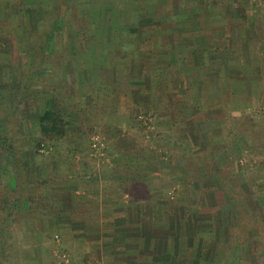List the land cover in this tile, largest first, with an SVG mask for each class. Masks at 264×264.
Segmentation results:
<instances>
[{
	"label": "rangeland",
	"instance_id": "374dc122",
	"mask_svg": "<svg viewBox=\"0 0 264 264\" xmlns=\"http://www.w3.org/2000/svg\"><path fill=\"white\" fill-rule=\"evenodd\" d=\"M240 1L242 14L228 22L249 23L255 16L253 24L264 36V0ZM136 4L0 0V111L16 106L4 116L10 118L8 133L17 155L12 170L8 151L0 153V264H54V250L69 253L57 214L81 211L80 202L66 201L72 181L81 185L80 193L86 189L104 200H120L117 207L129 213L147 210L157 227L176 229L169 237L178 261L264 264V81H258L256 92L212 96L210 84L219 75H206L200 93L194 83L200 72L185 75L190 83L185 106L198 101L201 107L193 122L186 115L177 126L186 138L163 130L138 103L130 115L122 113L125 100L114 109V96L122 90L110 65L126 70L128 57L138 64L153 43L143 35L150 30L146 26L138 36L123 32L127 26L120 14ZM170 29L165 23L162 33ZM136 44L139 52L131 56ZM171 44L163 41V50H171ZM203 57L206 63L207 52ZM192 59H184V68L193 65ZM13 69V78L18 74L21 80L15 85ZM23 81L32 86L29 92ZM17 85L20 89L12 92ZM47 109L62 110L68 121L61 137L41 133L39 117ZM209 110L212 129L203 121ZM104 200L101 204H112ZM96 205L95 199L84 202L89 210Z\"/></svg>",
	"mask_w": 264,
	"mask_h": 264
},
{
	"label": "crops",
	"instance_id": "0c3cea01",
	"mask_svg": "<svg viewBox=\"0 0 264 264\" xmlns=\"http://www.w3.org/2000/svg\"><path fill=\"white\" fill-rule=\"evenodd\" d=\"M120 1L123 4L138 2L134 10L130 6L128 10L121 12L122 24L127 26L123 32L128 36L131 33L138 36L141 28L146 26L150 30L142 33L148 35L149 41L153 43H148L146 49H143L141 53L145 54H139L141 61L138 64L128 57L129 61L124 65L126 70L129 66V72L123 70V66L117 69L110 65V75L115 76L120 83L118 87L122 90L118 97L117 94L114 96L113 100L117 102L114 109L125 100L122 113L130 115V107L138 103L141 108L154 114L163 130L181 134V137L186 138L177 131V126L185 121L186 115L193 122L201 107L198 101L189 102L185 106L190 89L189 81L185 83V75L194 74L195 70L200 72L194 79L196 91L199 93L200 85L203 89L206 75H219L210 84L213 88L212 96L220 91H227L230 96L231 93H246L249 88L256 92L258 81L261 80L263 84L264 65H261L260 59L264 57V36L253 24L257 17L253 16L252 22L235 26L228 22L229 17L242 14L244 2L235 0L236 4L232 0H156L153 5H147L146 0ZM148 10L151 11L150 15ZM163 18L171 27L165 34L162 33L165 24L162 22ZM258 34L262 35V39H257ZM169 40L172 42L171 50H163V41L168 44ZM139 46L140 44H136L135 48L132 47L134 51L129 54H136V47ZM205 52L208 54L206 63L203 61L205 58H202ZM151 55L154 61L150 58ZM112 58L114 59L113 56ZM118 58L122 61L121 57ZM185 58H193V65L184 68ZM108 61L109 57L105 64L108 65ZM258 72L263 76L260 77ZM136 76L140 78L135 82ZM215 103L216 100L213 106ZM206 114H209L207 120L203 121L212 129L210 121H215L214 114L210 110ZM68 186L71 193L67 195L66 201L69 200L72 206H77L80 202L81 211L57 214L64 222L61 231L65 233L66 247L70 251L67 253L64 249L66 251L62 254L58 251L55 253L54 250V264L58 263L57 258L62 260L61 264H186L185 260L178 261L175 258L176 248L171 244L169 236L175 237L174 233L178 232L176 229L162 224L157 227L158 223L146 215L147 210L129 213L117 207L120 200H104L105 197L89 193L86 189L80 193L81 185L75 181ZM86 199H95L100 206L96 205L93 210L86 209ZM100 200L112 204H101ZM123 204L129 203L125 199ZM46 214L49 218L52 217L50 213ZM180 236L182 235L178 237ZM184 248L185 244L180 248L181 251H186ZM63 257L66 259H62Z\"/></svg>",
	"mask_w": 264,
	"mask_h": 264
},
{
	"label": "trees",
	"instance_id": "16d2710c",
	"mask_svg": "<svg viewBox=\"0 0 264 264\" xmlns=\"http://www.w3.org/2000/svg\"><path fill=\"white\" fill-rule=\"evenodd\" d=\"M13 71H16V69L12 70V76H11L12 83H14V85H15V84H18L17 81H18V79L20 80V77L18 74H16L17 80L14 79L13 78V75H14ZM34 75H35V73H34ZM20 82H21V80H20ZM28 83L29 82H27V81H23V86L25 87L26 92H29L30 88H32V86L30 87V85H28ZM18 88L20 89L19 85H17V87H13L12 92H16V90ZM19 98L15 103H17L19 101ZM15 107L16 106H13L11 108L12 111H7L4 114L10 116V114L13 113V110L15 109ZM4 114H2V112L0 111V153H2L3 150L8 151L9 155L6 157V161H8L7 165L9 166V168L14 170V168L16 167V157H17L16 148H15V145L10 140V135L8 133L10 131L9 126L11 124L10 118L5 117ZM67 122L68 121L64 117L62 110L57 111V110H53V109H47L39 117L40 131L43 134V136L61 137L62 135L65 134V132L67 130L66 129L67 128L66 126L68 125ZM38 145H40L39 141H38Z\"/></svg>",
	"mask_w": 264,
	"mask_h": 264
}]
</instances>
